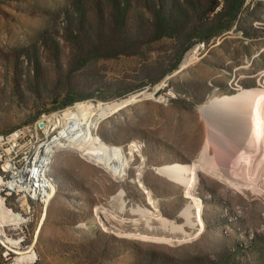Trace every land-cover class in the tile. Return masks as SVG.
Segmentation results:
<instances>
[{"label":"rangeland","instance_id":"374dc122","mask_svg":"<svg viewBox=\"0 0 264 264\" xmlns=\"http://www.w3.org/2000/svg\"><path fill=\"white\" fill-rule=\"evenodd\" d=\"M244 1L231 28L204 43L193 26L232 0H0V135L137 96L94 125L105 144L135 146L124 179L59 150L46 211L0 194L25 218L0 221V264H264V192L239 181L235 137L205 114L264 83V0ZM207 140L222 175L201 169L189 197L158 169L198 162Z\"/></svg>","mask_w":264,"mask_h":264},{"label":"bare ground","instance_id":"6f19581e","mask_svg":"<svg viewBox=\"0 0 264 264\" xmlns=\"http://www.w3.org/2000/svg\"><path fill=\"white\" fill-rule=\"evenodd\" d=\"M195 55H197L196 48L187 53L183 66L189 64ZM262 83L257 87L241 89L233 95L212 100L206 106L205 114L209 118L211 127L221 131L225 130L226 135L230 132L231 137H235L234 148L230 154L239 181L264 192V83ZM136 98L137 96H132L121 102L99 104L97 107L95 106L96 108L89 103H82L66 111L65 115L61 117L64 124L61 134L59 131L52 140V144L56 148L55 153L59 150L77 151L86 160L105 168L117 178L124 179L128 164L132 159L129 156H132V151L137 152L135 146H130L125 152L121 148L105 144L96 137L94 125L99 117L118 109L125 103L134 101ZM65 140L69 141V144L61 143ZM201 169H207L217 176L222 175L219 171L218 160L210 156L208 140L201 151L198 162L169 164L159 167L158 171L184 185L187 196L191 197L195 191L198 171ZM192 207L193 205L188 209V214H191ZM0 221L21 224L25 222V218L22 214L9 210L1 200ZM3 236V232L0 231V238L3 239ZM3 241L13 246L19 243L9 239ZM27 258L33 259L34 255Z\"/></svg>","mask_w":264,"mask_h":264},{"label":"built area","instance_id":"2783aa9c","mask_svg":"<svg viewBox=\"0 0 264 264\" xmlns=\"http://www.w3.org/2000/svg\"><path fill=\"white\" fill-rule=\"evenodd\" d=\"M61 117L45 113L31 124L0 135V194L46 211L55 190L52 140L61 129Z\"/></svg>","mask_w":264,"mask_h":264},{"label":"trees","instance_id":"16d2710c","mask_svg":"<svg viewBox=\"0 0 264 264\" xmlns=\"http://www.w3.org/2000/svg\"><path fill=\"white\" fill-rule=\"evenodd\" d=\"M244 0H232L226 12L219 14L220 16L216 17L215 22H212L210 25H195L193 26V30L195 34L199 37L197 38L198 42H209L213 37L219 34L223 30H229L232 26V23L237 19V16L242 11ZM226 21L228 24L223 25ZM159 25L162 26V21H159ZM170 30V29H168ZM167 32V31H166ZM170 32V31H168ZM164 36V35H163ZM77 100L76 97H69L67 101H65L64 105H70Z\"/></svg>","mask_w":264,"mask_h":264},{"label":"water","instance_id":"95a60500","mask_svg":"<svg viewBox=\"0 0 264 264\" xmlns=\"http://www.w3.org/2000/svg\"><path fill=\"white\" fill-rule=\"evenodd\" d=\"M160 92V90L156 91V94H158Z\"/></svg>","mask_w":264,"mask_h":264}]
</instances>
